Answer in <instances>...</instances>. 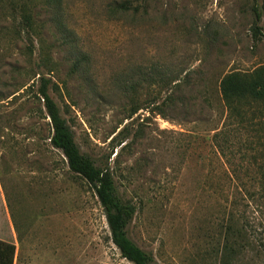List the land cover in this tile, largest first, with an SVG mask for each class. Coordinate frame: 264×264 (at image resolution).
I'll return each instance as SVG.
<instances>
[{
	"label": "rangeland",
	"instance_id": "1",
	"mask_svg": "<svg viewBox=\"0 0 264 264\" xmlns=\"http://www.w3.org/2000/svg\"><path fill=\"white\" fill-rule=\"evenodd\" d=\"M254 2L0 0V239L14 264H134L51 144L42 78L80 150L136 205L129 235L153 264H264L258 172L240 180L213 138L229 123L222 77L264 65Z\"/></svg>",
	"mask_w": 264,
	"mask_h": 264
},
{
	"label": "trees",
	"instance_id": "2",
	"mask_svg": "<svg viewBox=\"0 0 264 264\" xmlns=\"http://www.w3.org/2000/svg\"><path fill=\"white\" fill-rule=\"evenodd\" d=\"M254 1L252 9L255 21L251 30L253 39L257 42L264 39L260 26L263 12L258 7L257 0ZM46 2L51 7L56 5V0ZM23 9L22 21L32 29L30 11H27L26 6ZM48 82V79L42 78L39 92L44 98L53 128L51 144L62 150L70 170L83 177L95 189L106 215L111 239L122 257L134 264H153V255L141 248L129 235V225L137 211L136 205L119 194L110 169L97 166L90 156L80 150L73 130L48 93ZM220 92L228 109L229 123L216 131L213 138L240 180L242 178L238 176V171L244 169L246 176L251 179V167L256 168L259 175L257 178L264 191V65L252 71H231L225 74L220 81ZM237 155L243 161L241 164L234 161ZM15 259L16 245L0 239V264H14Z\"/></svg>",
	"mask_w": 264,
	"mask_h": 264
}]
</instances>
